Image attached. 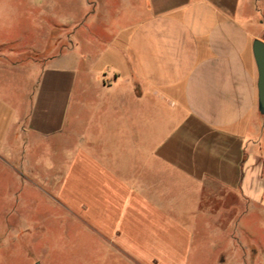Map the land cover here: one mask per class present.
Returning a JSON list of instances; mask_svg holds the SVG:
<instances>
[{
	"label": "crops",
	"instance_id": "1",
	"mask_svg": "<svg viewBox=\"0 0 264 264\" xmlns=\"http://www.w3.org/2000/svg\"><path fill=\"white\" fill-rule=\"evenodd\" d=\"M260 1L96 0L0 144L57 168L56 203L128 263L200 264L203 226L215 264H264Z\"/></svg>",
	"mask_w": 264,
	"mask_h": 264
},
{
	"label": "rangeland",
	"instance_id": "2",
	"mask_svg": "<svg viewBox=\"0 0 264 264\" xmlns=\"http://www.w3.org/2000/svg\"><path fill=\"white\" fill-rule=\"evenodd\" d=\"M94 2L0 0V143L50 59L68 53L70 34L82 32ZM258 8L263 18L264 0ZM80 54L75 51L78 63ZM18 138L0 144V264H136L72 222L50 192L57 168L35 165L34 151ZM196 236L200 264H215L223 236L213 233L210 248L203 226Z\"/></svg>",
	"mask_w": 264,
	"mask_h": 264
},
{
	"label": "water",
	"instance_id": "3",
	"mask_svg": "<svg viewBox=\"0 0 264 264\" xmlns=\"http://www.w3.org/2000/svg\"><path fill=\"white\" fill-rule=\"evenodd\" d=\"M252 51L258 70V109L264 115V41L255 39Z\"/></svg>",
	"mask_w": 264,
	"mask_h": 264
}]
</instances>
